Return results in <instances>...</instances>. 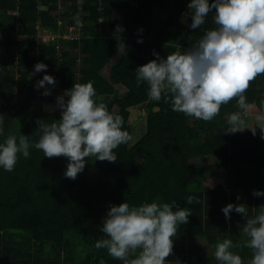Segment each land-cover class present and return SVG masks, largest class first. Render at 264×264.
I'll use <instances>...</instances> for the list:
<instances>
[{"label": "trees", "instance_id": "obj_1", "mask_svg": "<svg viewBox=\"0 0 264 264\" xmlns=\"http://www.w3.org/2000/svg\"><path fill=\"white\" fill-rule=\"evenodd\" d=\"M187 5L184 0L178 7L170 3L169 13L161 15L164 0H0V143L9 135L18 142L20 134L30 144L38 142L37 121L52 123L61 116L57 103L51 110L45 103L56 102L77 83H92L97 101L123 117L130 136L131 109L140 106L145 113L144 133L114 149L116 162L85 158L74 180L64 175L67 158L49 159L34 147L28 158L18 154L13 171L0 167V264H123L95 247L97 240L108 238L100 228L110 205L121 202L138 207L175 201L187 207L192 214L177 235L204 237L213 252L226 238L234 244L247 239L243 224L264 207V196L253 195L264 192V138L258 127L255 135L248 129L257 124L251 119L242 131L225 130L233 112H240L241 120L250 109L256 117L264 114V75L250 82L245 109L232 100L207 122L173 111L163 99L150 101L147 83H136L135 69L156 59L154 53L161 58L183 53L216 27L212 9L200 28L191 29ZM120 6L131 7L132 13L118 19L113 11ZM69 26L75 27L72 39L43 42L38 36L63 35ZM117 26L123 29L119 34ZM117 35L125 52L117 50ZM38 62L47 68L32 74ZM45 74L56 81L45 85L47 96L35 86ZM218 170L225 173L221 181L204 190L191 188L190 178ZM190 195L199 203L189 205ZM228 203H244L248 216L232 211L226 220L221 209ZM231 251L242 260L252 257L246 247ZM165 264L197 262L182 249L173 250Z\"/></svg>", "mask_w": 264, "mask_h": 264}, {"label": "clouds", "instance_id": "obj_2", "mask_svg": "<svg viewBox=\"0 0 264 264\" xmlns=\"http://www.w3.org/2000/svg\"><path fill=\"white\" fill-rule=\"evenodd\" d=\"M192 10L193 30L205 23V17L215 9L216 27L207 30L196 44L184 51L167 55H156V59L135 69L137 86L146 82L150 101L170 103L175 112L203 121H211L219 115L220 108L236 100L240 109L247 107L246 91L250 82L264 75V0H189ZM119 34L120 26L115 29ZM117 50L125 52L122 40L117 35ZM139 42V41H138ZM47 65L38 62L32 74L44 71ZM51 75L45 74L36 83L44 88L43 95H50L45 85H55ZM92 83L73 84L70 89L57 96L60 119L52 123L38 120L42 133L38 142L30 144L27 136L9 135L0 143V167L5 171L14 170L18 154L30 156V147L43 152V157H65L68 164L65 177L76 179L85 167V158L116 162L114 149L127 144L132 137L123 129V117L111 113L107 105L98 102ZM255 127H241V113L229 115V133L248 128L253 135L258 127L264 138V114L256 117ZM3 119L0 118V134L3 133ZM254 196H264L260 190ZM239 199V197H237ZM189 205L199 203L194 196L186 199ZM173 207L176 208L173 211ZM226 220L235 211L248 216L244 203H228L222 207ZM192 212L179 207L175 201L158 204L156 202L131 206L126 202L110 205L103 218L101 232L108 238L95 242L97 249H106L108 254L123 261V264H165L173 253V238L180 225L188 223ZM247 238L240 244L232 239L217 243L214 252L219 264H243L240 255L231 249L246 247L251 250L250 264H264V207L251 218H247L242 228Z\"/></svg>", "mask_w": 264, "mask_h": 264}, {"label": "rangeland", "instance_id": "obj_3", "mask_svg": "<svg viewBox=\"0 0 264 264\" xmlns=\"http://www.w3.org/2000/svg\"><path fill=\"white\" fill-rule=\"evenodd\" d=\"M187 4L189 3V0H184ZM172 3L174 6H179V0H164V9L168 13V9L166 6H169V4ZM170 9V8H169ZM131 7L124 8L120 6V8L115 9L113 12L116 15L118 19L122 18L124 14L127 12L128 15L132 13ZM215 12V9H213ZM162 11L160 14L162 15ZM173 11V9H171ZM170 11V12H171ZM187 13H185L182 17V20L186 21ZM105 22V21H104ZM104 22H100L102 25ZM49 34H43L41 33V36L43 37V40H47L49 38ZM20 37V36H19ZM45 109H55L56 108V102H51L50 104L45 103L44 105ZM113 110H117V107L114 106ZM256 110L250 109L246 111L243 119L241 127H248L247 120L251 119L252 121H256ZM245 121V124H244ZM129 124L131 125L132 132L131 137L132 139L129 141V144L134 143L145 131V113L142 109V107H134L131 109V114L129 117ZM211 160V159H210ZM206 161H209V158L206 159ZM88 174L91 173V169L89 168L87 171ZM224 171L218 170L213 173L208 174H201V175H195L192 178H190V186L192 189H199L204 190L209 186L214 185L216 182L221 181L224 178ZM70 235V234H68ZM75 244L79 247L81 245V241L76 238ZM173 250L180 253L182 249L185 253L190 252L193 255L194 259L196 260L197 264H219V262L215 259L214 252L212 250V246L208 244L204 237L199 236H192V235H177L173 238ZM216 260V261H215ZM251 259H244L243 264H250Z\"/></svg>", "mask_w": 264, "mask_h": 264}, {"label": "built area", "instance_id": "obj_4", "mask_svg": "<svg viewBox=\"0 0 264 264\" xmlns=\"http://www.w3.org/2000/svg\"><path fill=\"white\" fill-rule=\"evenodd\" d=\"M74 29H75L74 26H69V27H68V32H65L63 35L52 34V33H50V32H42L43 34H45V33H46V34H49V35H48L49 38H48L47 40H43V37L41 36V33H40L38 36H40V38H41V40H42L43 42H47L48 40L55 39L56 37H59V36H60V38H63V39H72V38L76 37V35L73 33Z\"/></svg>", "mask_w": 264, "mask_h": 264}, {"label": "crops", "instance_id": "obj_5", "mask_svg": "<svg viewBox=\"0 0 264 264\" xmlns=\"http://www.w3.org/2000/svg\"><path fill=\"white\" fill-rule=\"evenodd\" d=\"M185 2V1H184ZM170 7V6H169ZM164 11H165V9H164ZM164 13V12H163ZM168 13H169V11H168ZM166 11H165V13H164V15H167L168 14ZM184 21V20H183Z\"/></svg>", "mask_w": 264, "mask_h": 264}]
</instances>
